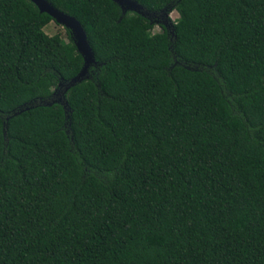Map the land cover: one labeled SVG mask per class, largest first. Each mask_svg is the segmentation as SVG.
I'll return each mask as SVG.
<instances>
[{"label":"trees","instance_id":"1","mask_svg":"<svg viewBox=\"0 0 264 264\" xmlns=\"http://www.w3.org/2000/svg\"><path fill=\"white\" fill-rule=\"evenodd\" d=\"M46 1L95 63L0 0V264H264V0Z\"/></svg>","mask_w":264,"mask_h":264},{"label":"water","instance_id":"2","mask_svg":"<svg viewBox=\"0 0 264 264\" xmlns=\"http://www.w3.org/2000/svg\"><path fill=\"white\" fill-rule=\"evenodd\" d=\"M31 1L39 10L40 13H46L53 20L61 24L64 28L68 29L71 34V38L76 46L77 51L83 57V67L80 73L71 80L69 86L75 84L81 80L87 73L89 66L95 63L94 54L86 40V33L81 24L72 16H69L56 8H54L46 0H29ZM119 5L123 11H133L140 13L141 15H146L147 12L143 11L141 5L133 0H113Z\"/></svg>","mask_w":264,"mask_h":264},{"label":"rangeland","instance_id":"3","mask_svg":"<svg viewBox=\"0 0 264 264\" xmlns=\"http://www.w3.org/2000/svg\"><path fill=\"white\" fill-rule=\"evenodd\" d=\"M167 17L169 18L171 22H174L177 19L178 14L176 11H172L171 13L167 15ZM44 31L48 35L59 34L63 39L67 40L66 30L61 24H58L52 21L44 28ZM160 31H161V28L158 25H155L153 28V32L156 33Z\"/></svg>","mask_w":264,"mask_h":264}]
</instances>
